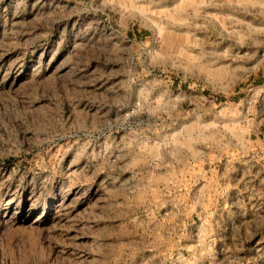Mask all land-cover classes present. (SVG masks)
<instances>
[{"label": "rangeland", "instance_id": "obj_1", "mask_svg": "<svg viewBox=\"0 0 264 264\" xmlns=\"http://www.w3.org/2000/svg\"><path fill=\"white\" fill-rule=\"evenodd\" d=\"M0 264H264V0H0Z\"/></svg>", "mask_w": 264, "mask_h": 264}]
</instances>
